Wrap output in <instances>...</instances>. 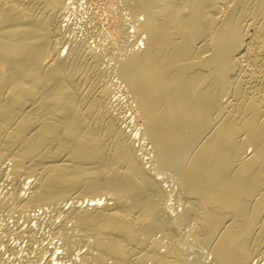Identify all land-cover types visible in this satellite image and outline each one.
I'll use <instances>...</instances> for the list:
<instances>
[{
    "label": "bare ground",
    "instance_id": "obj_1",
    "mask_svg": "<svg viewBox=\"0 0 264 264\" xmlns=\"http://www.w3.org/2000/svg\"><path fill=\"white\" fill-rule=\"evenodd\" d=\"M103 1L113 36L98 50L66 37L71 0H0V171L10 166L0 217L70 204L48 229L72 259L85 241L75 264H255L264 254V0ZM119 3L134 16L133 39ZM105 55L114 67L102 66ZM111 67L147 157L117 114ZM164 173L182 206L174 215ZM18 223L1 222L0 240L21 236ZM52 256L47 264H69Z\"/></svg>",
    "mask_w": 264,
    "mask_h": 264
},
{
    "label": "rangeland",
    "instance_id": "obj_2",
    "mask_svg": "<svg viewBox=\"0 0 264 264\" xmlns=\"http://www.w3.org/2000/svg\"><path fill=\"white\" fill-rule=\"evenodd\" d=\"M72 2L71 3H73V4H71L72 5V10L71 9H69V11H70V13L68 12V11H66V20H68L67 21V28H65V29H67V30H65L66 31V37L69 39V40H71V41H77V40H86L85 42L86 43H88L89 42V44H91V45H96L95 47H97V45L99 46V44H98V42H100V45H101V43L103 44V45H101L102 47L104 46V45H106L107 43H109L110 42V40H112V36H111V34H110V24H111V22H112V18H111V15H110V13L106 10V9H104L105 8V4H104V1L103 0H71ZM75 1V2H74ZM99 1H103V2H99ZM95 2V3H94ZM94 3V4H93ZM120 4V6H118V12L119 13H121L122 12V14H123V12L125 13V14H123L124 15V17H125V19L126 18H128V20L126 19V21L128 22V24H130L129 26H130V35L128 34V36H131V38L130 37H128V38H130V39H133L135 36H136V34L135 35H133V28L131 27L132 26V22H130L131 20H133L132 18L134 17V16H132V14L131 13H128L129 11L125 8V5L124 4H122V3H119ZM124 6V8L122 7V5ZM75 8V9H74ZM77 8V9H76ZM123 8V10H121ZM86 9V10H85ZM88 9V10H87ZM84 10V11H83ZM121 10V11H120ZM127 10V11H126ZM73 13H72V12ZM87 11V12H86ZM89 11V12H88ZM87 13V14H86ZM83 14V15H82ZM128 14V15H127ZM130 14V15H129ZM69 15V16H68ZM127 15V16H126ZM141 17H142V14H139ZM138 15V17L140 18V16ZM131 16V17H130ZM129 17H130V20H129ZM141 19V18H140ZM64 23H66V21H64ZM69 24V25H68ZM133 29V30H132ZM99 30V31H98ZM72 31V32H71ZM96 32V33H95ZM91 34V35H90ZM103 34H105V35H103ZM74 35V36H73ZM85 35V36H84ZM98 37H97V36ZM133 35V36H132ZM143 35V36H142ZM69 36H71V37H69ZM87 36V37H86ZM103 38H102V37ZM107 36H109V37H107ZM111 36V37H110ZM144 36H145V34L144 33H141V38H144ZM74 37H76V38H74ZM70 38H72V39H70ZM84 38V39H83ZM67 39V40H68ZM94 39V40H93ZM99 39V40H98ZM140 39V38H139ZM96 40H98V41H96ZM108 40V41H107ZM93 41V42H92ZM142 42V40L140 39V44H138L139 45V48H141V46L143 47V43H141ZM97 43V44H96ZM105 43V44H104ZM67 45V44H66ZM138 45H136L137 47L136 48H138ZM141 45V46H140ZM98 48V50L100 49V50H102V48H100V46L99 47H97ZM63 54L64 53H66V48H65V50L63 49V52H62ZM105 56H107V55H105ZM104 56V57H105ZM109 56V55H108ZM107 56V57H108ZM107 57H105L103 60L105 61H103L102 60V62L104 63H102V66L103 67H105L106 69L108 68H110V66L112 65V67H114V65L115 64H113L114 62V60H112V59H110L109 57H108V59H107ZM112 62L111 64H110V66H108L107 67V64L109 65V63H110V61ZM109 61V62H108ZM108 62V63H107ZM106 64V65H105ZM111 67V70L112 69H114V68H112ZM105 68H103L104 70H105V72L106 73H109L108 74V76H106V78H108L109 77V79H110V81H112V80H116L115 82H113L112 81V85L115 83V85H113V88H114V90H113V92L112 93H115V95H114V97H113V99L115 98V106L117 105L118 106V108H117V106H116V108L118 109L117 110V114H119V116H121V117H123L122 118V120H125V121H122V125H125V128L126 129H128L127 131H129L130 130V132H137L136 131V129L134 128L135 127V125L133 124L134 123V120H132V119H135V118H133L131 115V110H128L129 109V99H128V97L125 95V93L123 92V91H121L122 89H121V87H120V84L119 83H116V82H118V78L115 76V72H113L114 70H112V72H111V70L109 71V72H107L106 71V69ZM112 73H114V74H112ZM107 75V74H106ZM115 76V77H114ZM111 77V78H110ZM114 77V78H113ZM115 86V87H114ZM117 86V87H116ZM117 91V92H116ZM123 92V93H122ZM125 95L124 97H123V95ZM118 95V96H117ZM125 97H127L126 99H125ZM117 98V99H116ZM124 99V100H123ZM127 99H128V101H127ZM118 101V102H117ZM127 101V102H126ZM116 102H117V104H116ZM120 102V103H119ZM120 106V107H119ZM125 106V107H124ZM120 109H121V111H120ZM126 109V110H125ZM116 110V109H115ZM116 112V111H115ZM128 112V113H127ZM130 113V114H129ZM125 117V118H124ZM128 119V120H127ZM131 122H130V121ZM130 124H132V126L130 125ZM129 126V127H128ZM133 129V130H132ZM135 134H137L136 135V140H135V146H139V148L138 149H141L142 150V148H143V146H142V141L140 142V140H138V137H139V133L137 132V133H135ZM138 141V142H137ZM140 142V143H139ZM139 143V144H138ZM140 145H141V147L142 148H140ZM145 147V146H144ZM139 151L140 153H142L143 151H144V153H142V155H145V157H147V156H149L148 155V153H147V155L145 154V152H146V150H142V151ZM138 152V153H139ZM146 160H147V158H146ZM6 161H8V160H6ZM148 162V161H147ZM7 163L8 162H6L5 164H3L4 166L6 165L7 166ZM151 164V163H150ZM149 162L148 163H146V165L148 166V167H150L149 165ZM2 166V165H1ZM4 166H2L3 167V169L6 167H4ZM8 166H9V164H8ZM1 167V168H2ZM0 168V169H1ZM10 169V166H9V168L7 169H5L4 170V172L6 171H10L9 170ZM1 171H3V170H1ZM0 171V172H1ZM4 172H1L0 173V184L1 185H3L4 186V184L5 183H3V182H1V181H4V182H6L7 183V179H4L3 180V178L5 177V174H4ZM10 173V172H9ZM8 173V175L10 176L11 174H9ZM4 174V175H3ZM164 174H166V175H164ZM163 174V176H164V179H165V177L167 178V174L168 173H164ZM7 175V174H6ZM161 175V174H160ZM3 176V177H2ZM23 176H25V175H23ZM23 176L21 177L22 179H23ZM162 177V176H161ZM171 176H169V180L171 179L170 178ZM2 178V179H1ZM5 178H10V177H5ZM32 178H33V176H32ZM31 178V179H32ZM21 179V180H22ZM161 179H163V178H161ZM165 180H167L166 182H165ZM164 181L162 180V182H164L163 183V185H167V187L165 186V188H167L166 190L168 191V193L170 194V197H169V201L167 202L168 203V205H169V207L171 208H169L170 209V213L171 214H173V213H177L178 211H180L181 210V208H182V206L178 203V200H177V198H176V195L174 194V192L176 193V190H177V187L176 186H173L174 185V183L172 182V181H169L168 179H165ZM169 181V182H168ZM171 182V183H170ZM169 185V186H168ZM170 185H172L171 187L173 188V187H175L176 189H174L173 188V190H175V191H173L172 190V188L170 187ZM0 196H2V195H4L5 194V192H4V194H3V191H4V189H3V187L2 186H0ZM170 188V189H169ZM2 189H3V191H2ZM2 191V192H1ZM171 191V192H170ZM173 191V192H172ZM174 194V195H173ZM173 195V196H172ZM75 199H77V198H75ZM74 199V200H75ZM79 200H81V199H79ZM175 200H176V202H175ZM73 201V200H72ZM109 202H110V204L113 202L112 200H108ZM173 203H172V202ZM106 202H107V200H106ZM79 205H80V202H77ZM73 204V203H72ZM172 204V205H171ZM62 205H64V207H65V205H67V208L70 206V204H68V203H62ZM180 205V206H179ZM45 207V206H44ZM49 208V210H48V208ZM64 207H60V209H59V211L62 209V211H58V212H56V209H54L55 210V212H51V209L52 208H50V206H46V208H47V210H44V208L42 209V207L40 208V207H38V209L40 208V210H38L37 209V207L35 208V209H32L31 211H33V212H35L36 214H29L30 213V211H29V213L28 214H26L25 216H23V215H21V214H18V216L16 217V215H17V211H14L13 212V210L12 211H6V213H8V214H6L5 216L6 217H0V218H2L3 220L1 221L0 220V224H1V222H2V224H1V226H4V224L3 223H5V222H9L10 224H12L13 222V227H15V223L17 222L18 223V221H19V226H21V228H22V231H23V233L21 234V236L19 235V236H17L16 235V233L15 232H13V234H11L10 235V233L8 234V235H10V236H8L7 235V238L9 237L10 239H9V243H5L4 241H1L0 240V264H7V263H9V264H15L16 262L15 261H17V263L16 264H47V259H49V256H52V254H53V256L52 257H50V258H53V257H55V258H53V259H55L56 260V257H58V259L60 260V262L63 260L65 263H67L66 261V257H68L67 259H68V263L69 264H75L76 262H78L79 260L78 259H80V258H78V257H80L81 255H77L79 252H81V251H84V248H85V246H87L86 245V243H85V241H82L83 243H79V247L76 249V247H75V249L73 248L72 250H74V251H72V257H74L75 259H72L71 257H69L68 256V254L66 255V253H65V251L66 250H64L63 249V247H61V245H60V240L56 237V235L52 232V230L50 231V229L52 228H54V221L55 222H60V220L63 218V213H64ZM55 208V207H54ZM57 209L59 208V207H56ZM174 208V209H173ZM41 209L42 210H44V211H41ZM178 211H177V210ZM34 210H36V211H34ZM54 210H52V211H54ZM66 210V209H65ZM174 210V211H173ZM177 211V212H176ZM12 212L13 214L15 213V217H13L14 215L12 214V215H9L10 213ZM41 212V213H40ZM43 212H46V214L45 213H43ZM50 214H48V213ZM62 212V213H61ZM19 213V212H18ZM32 213V212H31ZM40 214V217H35V215H39ZM51 213L53 214V215H51ZM58 213V215H54V214H57ZM49 216H48V215ZM28 215V216H27ZM46 215V217H44ZM174 215V214H173ZM9 216H10V218H9ZM55 216H61L60 218L59 217H55ZM14 219H13V218ZM28 217V218H27ZM30 217V218H29ZM33 217H35V218H33ZM52 218V220H53V218L55 219V220H53V222L51 223V225H49L50 223H49V221L51 222L52 220H51V218ZM37 218V219H36ZM43 218H44V222H43ZM18 219V220H17ZM26 219V220H25ZM31 219V220H30ZM33 219V220H32ZM40 219V220H39ZM46 219V220H45ZM10 220V221H9ZM24 221V222H26V223H24V222H22V221ZM42 220V221H41ZM47 220H48V222H47ZM34 221V222H33ZM37 221V222H36ZM46 221V222H45ZM20 222H22V223H20ZM29 222H30V224H29ZM42 222V223H41ZM35 223V224H34ZM38 223V224H37ZM44 223H45V226H43L44 225ZM49 223V224H48ZM28 224V225H27ZM41 224H43V225H41ZM48 224V225H47ZM56 224V223H55ZM11 226V225H10ZM27 226V227H26ZM29 226H32L33 228H34V226L36 227V228H32L33 230H36V231H34V233H32L30 236H28L26 233V231H25V228H28ZM37 226H38V228H37ZM48 226V227H47ZM50 226H52L50 229H48ZM41 227V228H40ZM46 228V229H45ZM39 232V233H38ZM38 233V234H37ZM43 233V234H42ZM45 233V234H44ZM51 233H53L52 234V236L54 235V238L51 236ZM13 235V236H12ZM47 235V236H46ZM157 235H158V233H157ZM40 238H39V237ZM49 236V237H48ZM12 237V238H11ZM57 238V240H56V238ZM33 238V242H34V240L37 242H35L36 244H34V245H36V247L34 248V246L32 245V243H30L31 242V239ZM40 239V240H39ZM53 240V241H52ZM49 241H51V242H53L52 244L49 242ZM55 241H57V242H55ZM4 242V243H3ZM44 242V243H43ZM55 242V243H54ZM30 243V244H29ZM40 243V244H39ZM43 243V244H42ZM58 245H57V244ZM29 244V245H28ZM42 244V245H41ZM45 244H46V247H48V248H46V247H43V246H45ZM48 244V245H47ZM55 244H56V246H55ZM84 246H83V245ZM40 245V247H38ZM52 245H54L53 247H52ZM82 245V246H81ZM41 246H42V248H44V249H42L41 248ZM50 246V247H49ZM60 246V247H59ZM76 246H78V244L76 245ZM195 246V245H194ZM33 247V248H32ZM38 248H39V251H45L44 252V254L42 253V252H39L38 251ZM40 248H41V250H40ZM45 248H46V250H45ZM57 248V252H55V254H54V252H53V249H54V251H56L55 249ZM193 249V247L191 246L190 247V251ZM30 249V250H29ZM36 251H35V250ZM83 249V250H82ZM86 249V248H85ZM196 249H197V247H196ZM196 249L194 250V251H191V252H193V254H192V256L194 255V252L196 251ZM204 251V256H202V254H201V251L202 250ZM62 250V251H61ZM64 250V251H63ZM75 250H77V251H75ZM198 250H199V248H198ZM201 250V251H200ZM200 253H199V256H202L203 258L205 257V255H206V262H208L210 259H212L211 258V256H210V254H208L207 253V249H205L204 250V248H200ZM207 250V251H206ZM25 251V252H24ZM27 251V252H26ZM33 251V252H32ZM37 251L39 252V253H37ZM50 251V252H49ZM189 251V253H190V256H191V252ZM203 251H202V253H203ZM205 251H206V254H205ZM61 252H63V254L61 253ZM74 252V253H73ZM197 252V251H196ZM195 252V255H198L197 253ZM29 253V254H28ZM42 253V255H43V257L40 255ZM48 253V254H47ZM59 253V254H58ZM61 253V254H60ZM64 253H65V255H66V257H65V255H64ZM71 252L69 251V254H70ZM82 253V252H81ZM28 254V255H30V256H26V255ZM33 254V255H32ZM35 254H36V256H35ZM38 254V255H37ZM74 254V255H73ZM80 254V253H79ZM201 254V255H200ZM9 255H11L10 257H9ZM14 255L16 256V257H14ZM60 257H59V256ZM63 255V256H62ZM194 255V256H195ZM264 255V254H263ZM262 255V256H263ZM39 256H40V258H41V260H40V258H39ZM44 256H46V257H44ZM193 256V257H194ZM262 256L261 255H259V256H256V259L254 258V262H252V263H255V264H260V263H262V264H264V258H262ZM12 257H14V258H12ZM22 257H24V258H22ZM31 257V258H30ZM35 257H37V258H39V259H37V258H35ZM61 257H63L62 258V260H61ZM201 257V259L203 260V258ZM264 257V256H263ZM8 258H9V260H8ZM27 258V259H26ZM71 258V260H69ZM21 259V260H20ZM26 259V260H25ZM58 259L56 260V261H58ZM207 259H209L208 261H207ZM42 262H40V261ZM73 260H75L74 262H73ZM78 260V261H77ZM204 260V261H205ZM22 261V262H21ZM62 261V263H64ZM73 263H72V262ZM253 261V260H252ZM13 262V263H12ZM15 262V263H14ZM40 262V263H39Z\"/></svg>",
    "mask_w": 264,
    "mask_h": 264
}]
</instances>
